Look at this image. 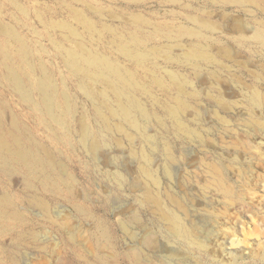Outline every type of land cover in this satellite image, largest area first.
<instances>
[{"label":"rangeland","instance_id":"1","mask_svg":"<svg viewBox=\"0 0 264 264\" xmlns=\"http://www.w3.org/2000/svg\"><path fill=\"white\" fill-rule=\"evenodd\" d=\"M196 17L216 27L208 34L211 51L231 70H195L174 60L195 42L168 34L194 26ZM87 22L94 25L91 32ZM258 27L264 30V0H0V129L10 133L18 125L49 148L72 184L71 190L63 182L59 191L38 182L29 188L21 171L0 170V196L8 194L22 217L0 225V264H226L232 239L247 238L243 245L249 248L256 238L264 240V155L258 148L264 141V107L242 99L243 90L264 92V49L254 37ZM133 36L151 56L144 64L118 50ZM81 46L145 84L158 102L136 93L158 115L172 101L171 77L189 82L187 90L195 95L190 100L199 110H187L185 119L203 137L175 143L171 132L151 124L150 135L159 137L153 147L139 135L130 140L107 130L82 89L83 78L63 56ZM11 69L36 100L35 85L43 70L48 73L59 96L70 99L64 127L23 99L8 77ZM155 78L165 87L155 85ZM220 94L231 102L227 111L217 107L214 97ZM84 125L102 132L95 156L82 142ZM165 141L175 147L176 162L167 157ZM203 141L211 153L204 152ZM143 150L152 154L158 185L142 173ZM216 177L228 183L229 194ZM160 206L180 216L206 248L179 237ZM243 263L264 264L262 252Z\"/></svg>","mask_w":264,"mask_h":264},{"label":"bare ground","instance_id":"2","mask_svg":"<svg viewBox=\"0 0 264 264\" xmlns=\"http://www.w3.org/2000/svg\"><path fill=\"white\" fill-rule=\"evenodd\" d=\"M238 4H245L248 1L254 0H225ZM139 23L144 21L139 16H133ZM194 26H183L179 29H174L168 34L170 39H179L186 35L193 39L195 45L185 51L180 57L174 59L180 62H188L195 70L206 67L209 72L215 69L231 70L219 60L211 51L209 44V33L216 30V27L209 21L202 20L198 17L191 19ZM141 24V23H140ZM85 27L89 32L94 28L91 22H87ZM112 31V30H111ZM7 35L11 31L6 30ZM76 36L77 32L71 31ZM254 37L259 41V45L264 49V30L258 27L255 30ZM122 41V40H121ZM118 50L122 56L138 63L144 64L151 57L146 50L141 48L139 37L133 36L128 41H123L118 44ZM263 51V50H262ZM263 57L264 53L261 52ZM65 62L71 70L83 78L82 89L86 93L89 100L92 102L96 115L101 120L102 124L109 131L114 129L130 140L139 135L142 140L149 143L153 147L159 145V137L152 136L149 133L151 124L160 125L165 128L166 132L172 134L174 142L179 140L186 142L191 137L202 138L203 136L187 123L185 119L186 111L193 108L191 97L195 96L193 92H188L187 85L189 82L183 81L176 76H172L173 95L169 105L165 106L164 115H158L151 112L142 99L137 95L139 92L142 95L150 98L154 103H157L154 93L145 85L140 83L133 74L128 70H123L116 62L109 60L105 56H101L87 47L81 46L80 50H66L63 52ZM175 56L168 54L167 60L171 62ZM43 76L35 85V91L38 93L39 99L31 95V91L27 90L14 69L10 70L9 79L13 83L16 91L23 96V99L31 102L35 107L46 113L50 123L64 127L67 124V115L72 111L70 99L64 94L62 98L59 96L48 73L43 70ZM212 73H214L212 71ZM155 85L164 88V83L159 78L154 79ZM97 87H100L99 89ZM242 99L250 105L258 108L264 107V92L260 90L242 91ZM112 96L115 99L112 102ZM217 107L220 110L227 111L231 107V102L227 101L223 96L217 95ZM237 105V104H234ZM198 111V108H193ZM223 126L228 125L226 118L219 116ZM170 120V123L167 121ZM259 124L260 122H256ZM261 128H259L260 130ZM16 131L6 133L0 129V170L15 173L21 171L27 177L29 188H35V182L40 183L46 188L59 191L60 184L63 182L69 190H71V179L61 171V167L57 166L53 152L46 146L35 141V139L21 131L18 125L15 126ZM264 132V130H261ZM264 134V133H263ZM102 132H94L88 126H83L82 142L85 147L95 156L100 145L99 137ZM264 138V136H263ZM258 144L259 153L264 155V141L261 140ZM164 150L167 157L171 161L176 162V153L174 148L168 141L164 142ZM89 148H88V147ZM175 146V145H174ZM206 153H211L207 149L206 143L203 141ZM173 148V149H172ZM142 161V173L154 185H158L159 181L151 168L152 154L143 150L138 154ZM58 167L61 168L58 170ZM170 173V170H167ZM60 180V182L58 181ZM218 185L229 194L231 187L221 177H216ZM160 205V201L152 197ZM33 203L40 206L45 212L49 210L46 203L42 200H34ZM158 205V206H159ZM161 207V206H160ZM163 207V206H162ZM161 207V208H162ZM163 209V208H162ZM163 217L171 229L182 238L189 239L193 245L200 249L206 248V243L199 240L194 231L187 227L180 216L176 215L168 208L163 209ZM20 212L16 203L8 194L0 196V225L12 219L21 221ZM107 237L110 239L107 232ZM243 240L232 239L229 247L225 250L228 257L226 264H244L245 259H256V252L260 250L264 258V240L256 238L252 247H245Z\"/></svg>","mask_w":264,"mask_h":264}]
</instances>
